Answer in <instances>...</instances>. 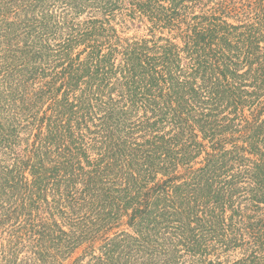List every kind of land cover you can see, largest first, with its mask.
<instances>
[{
  "label": "trees",
  "instance_id": "obj_1",
  "mask_svg": "<svg viewBox=\"0 0 264 264\" xmlns=\"http://www.w3.org/2000/svg\"><path fill=\"white\" fill-rule=\"evenodd\" d=\"M0 264H264V0H0Z\"/></svg>",
  "mask_w": 264,
  "mask_h": 264
},
{
  "label": "rangeland",
  "instance_id": "obj_2",
  "mask_svg": "<svg viewBox=\"0 0 264 264\" xmlns=\"http://www.w3.org/2000/svg\"><path fill=\"white\" fill-rule=\"evenodd\" d=\"M135 33H138V34H140V35H142V34H145L146 33V30L143 28V29H137V28H131L130 30H129V35H133V34H135ZM82 253V251H80L79 252V255Z\"/></svg>",
  "mask_w": 264,
  "mask_h": 264
}]
</instances>
